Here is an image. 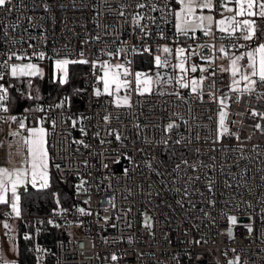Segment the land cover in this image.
Returning a JSON list of instances; mask_svg holds the SVG:
<instances>
[{
  "label": "built area",
  "instance_id": "obj_1",
  "mask_svg": "<svg viewBox=\"0 0 264 264\" xmlns=\"http://www.w3.org/2000/svg\"><path fill=\"white\" fill-rule=\"evenodd\" d=\"M137 2L149 0H11L0 7V61L11 51L24 50L29 55L43 51L51 60L59 56L91 61L109 58L102 51L124 47L134 69L137 53L132 48L148 46L157 55L160 46L177 43L194 50L197 44L235 49L231 41L200 32L196 40L174 39L172 24L165 23L171 17L163 12L149 13L156 23L145 22L150 35L144 36L132 24L135 13L147 12L136 8ZM156 3L163 8L169 0ZM121 10L124 16L118 15ZM159 29L165 38L159 36ZM257 42L264 40L253 45ZM203 56H213V51L200 49L194 57L202 61ZM220 59L217 52L205 74L202 99L188 89L156 90L143 96L133 92L130 108L115 107L107 95H93L100 74L91 64L85 82L72 93L73 103L63 107L36 100L17 111L11 98L23 86L11 77L0 81L14 85L6 101L9 110L0 112L1 120L15 129L18 122L11 116L48 123L53 174L76 187L72 205L64 206L55 194V206L45 215L6 217L10 209L1 211L0 233L6 232L4 221L11 231L15 222L21 225V235L31 237L25 240L32 243L39 264L44 255L39 235L49 220L65 233L55 244L56 264H228L237 256L239 264H264V131L254 127L257 122L264 126V119L250 111L264 112V85L239 96V102L237 93L224 94L229 97L226 124L239 139L235 135L217 139L221 105L209 93L222 96ZM106 115L109 121L104 120ZM170 123L175 126L168 129ZM113 131L120 140L110 134ZM169 147L189 148L191 155L166 166L160 150ZM82 180L85 191H78ZM78 208L90 214H81ZM144 215L149 216L151 227L143 226ZM229 217L236 222L231 224ZM113 254L116 261L111 259Z\"/></svg>",
  "mask_w": 264,
  "mask_h": 264
},
{
  "label": "snow or ice",
  "instance_id": "obj_2",
  "mask_svg": "<svg viewBox=\"0 0 264 264\" xmlns=\"http://www.w3.org/2000/svg\"><path fill=\"white\" fill-rule=\"evenodd\" d=\"M9 3H11V0H0V7H4ZM175 4L178 7L173 8L171 0H169V3L161 8L156 0H149L148 3L137 2L135 7L147 9V12H137L132 16L134 31L138 29L144 36H149L150 30L148 23L145 22L156 23V17L149 15V13L163 12L166 16L171 17V20L165 19V23L172 24L175 33L174 39L175 37H184L196 40L198 38L196 34L200 32L205 37L211 36L231 41V48H243L245 50L231 52L223 44L219 48L215 44H197L194 50L191 45L184 47L177 43L175 48L169 47L167 44L160 46L156 50L160 53L157 55L148 46H145L142 50L132 48L131 51L134 53L142 51L152 57L153 68L147 71H132L131 61L127 59L129 50L124 47L118 48L115 52L102 51V55L109 57L106 60L99 58L91 61L88 59L76 60L57 56L54 59V81L60 84L68 81L70 64H91L94 70L102 73L95 77L97 86L94 88L93 95L96 97L102 95L111 97V103L117 108H130L131 93L133 92L141 96L151 95L157 90L156 86L172 84L173 82L179 88L190 89L191 94L202 99L204 81L207 79L204 73L209 71V67L214 63L215 54L218 52L221 58L228 60V67L221 66V71L230 74L231 82L228 88L231 92L238 94L237 102H239V96L252 94L256 92L258 86L264 85V42H257L255 46H252L253 42L258 40L257 32L260 29L257 21L264 20V0H175ZM44 7L47 8L48 5H44ZM118 15L124 16L125 13L121 10ZM29 19L31 20V18ZM159 36L165 38L162 29H159ZM96 39L99 40L100 37L97 36ZM240 41H244V43H239ZM12 43L15 44L16 41H12ZM29 47H32V45H29ZM200 49H211L213 51V56L200 57L209 67H203L192 62L193 56H199ZM83 55L84 53L81 52L80 56L83 57ZM122 55L125 57L123 62L113 63V58L119 60ZM33 58L44 60L49 57L43 51H32L30 55L26 50L9 52L7 58L0 61V81H4L6 77H11L21 82L26 81L30 88L32 79L42 76V69L38 64L32 62ZM13 59L19 62L11 63L10 61ZM166 68L172 71L170 74H166L165 78H162L160 71H153V69ZM198 70L201 73L198 78L188 75L189 72L196 73ZM211 74L215 76V72ZM10 87H14V85L5 86L3 82H0V112L7 113L9 110L6 101L9 98ZM121 93L124 94L121 95ZM176 94L179 95L178 92ZM21 95L26 99L38 98L33 97L31 92H21ZM209 95L213 100L218 99L221 105V110L218 113L217 139L233 135L236 139H239V136L232 133L226 124L229 115L226 111L229 97L224 95L217 98L213 93H209ZM67 104L68 97H65L56 107H63ZM250 111L253 117L264 119V112H257L254 109ZM2 118L0 117V119ZM211 118L209 117V119ZM9 119L18 122L17 130L9 133V135L21 137V147L25 152V158L22 167L10 169L0 166V205L10 208L9 212L4 213L6 217H20L21 196L19 190L21 186L30 184L38 190L50 187L48 179L50 159L47 146L48 132L39 123L36 126L26 124V117L18 120L16 116H11ZM104 120L109 121L110 116L106 115ZM52 123L54 126L55 121H52ZM76 123L77 121H73L74 126ZM174 126V123H170L167 127L171 129ZM254 127L257 130L264 131V126L259 122L255 123ZM25 132L26 135H24ZM81 132L86 135L84 129H81ZM110 134L114 135L117 140L121 138L117 132L113 131ZM77 143L82 144L83 141H77ZM57 168H59V165H57ZM177 168H179V165H177ZM84 183L82 180L80 185L77 186L78 191H85L83 188ZM56 203L59 205V199H56ZM76 210L81 214H90L84 208ZM229 220L233 224L236 222L235 217H229ZM48 223L52 224L54 221L49 220ZM3 227L6 230L5 235L7 237L11 231V225L4 221ZM248 230L251 231V227ZM229 235H231V229H229ZM30 238V236H25V239ZM111 259L116 261L118 257L113 254ZM239 261L240 258L237 256L235 260H229L228 264H239ZM0 264H15V262L0 260Z\"/></svg>",
  "mask_w": 264,
  "mask_h": 264
},
{
  "label": "trees",
  "instance_id": "obj_3",
  "mask_svg": "<svg viewBox=\"0 0 264 264\" xmlns=\"http://www.w3.org/2000/svg\"><path fill=\"white\" fill-rule=\"evenodd\" d=\"M259 31L257 32L258 39H264V20L257 21ZM45 63L51 59H44ZM152 57L147 53H137L134 56L133 67L134 69H149L153 68L151 63ZM69 78L68 83H66L65 87L56 81H52L50 79L49 82L45 84L42 88V93L39 95L32 94L33 99H26L21 93L13 92L12 94V103L15 106L23 101H26L27 105L33 104L36 100L48 101L50 103H60L65 97H68V104L73 103L72 93L73 91L82 85L86 78V64H81L79 68H75L78 66L69 65ZM45 77V76H44ZM15 83L23 86V91L28 93L25 90V82H21L20 80L14 79ZM191 155V149L183 148V147H169L163 148L160 150V156L162 157L163 162L166 166H174L177 162L182 159L188 158ZM52 176L50 187L43 190H38L33 187H28L24 191H21L19 194L21 196L20 200V208L22 215H45L50 213L54 206V198L53 192L54 190L57 192V195L60 201L64 206H70L74 203L72 199V194L75 191L76 187L72 185L71 182L65 181V187H61L56 179ZM57 178V177H56ZM58 179V178H57ZM6 206L0 205V212L5 210ZM21 225H18V264H39L33 253L32 243L25 240L21 235ZM65 235L64 229L62 227H58L56 225H52L49 223L44 224L43 231L40 232L39 241L43 246V259L41 264H56L55 261V244L56 241Z\"/></svg>",
  "mask_w": 264,
  "mask_h": 264
},
{
  "label": "crops",
  "instance_id": "obj_4",
  "mask_svg": "<svg viewBox=\"0 0 264 264\" xmlns=\"http://www.w3.org/2000/svg\"><path fill=\"white\" fill-rule=\"evenodd\" d=\"M176 7H178V5L175 4V0H174V8H176ZM217 18H219V17H217ZM197 33H199V32H197ZM175 46L176 45L169 46V47L175 48ZM252 46H255V45H252ZM244 50L245 49L241 48V49H233L230 51L231 52H241ZM113 60H117V59L113 58ZM119 60L124 61V59L122 57H120ZM192 62L197 64V65L203 66V67H209V65L205 61L196 60L194 56L192 57ZM221 66H224L225 68L228 67V60L226 58L220 59V70H219V88L221 89L222 95L224 96V94L226 92L230 91L228 88V85L231 82V78H230V74L228 72H222L221 71ZM210 67H209V70H210ZM131 69L134 70L132 67H131ZM149 69H147V70H149ZM155 71H160L161 76L164 75L166 77V74H170L172 70L166 68V69H155ZM208 72L204 73V75L207 74ZM189 74L191 76L195 75L197 78L201 75L199 70L196 73L189 72L188 75ZM173 85H174V83H173ZM176 88L185 89V88H179L178 86ZM188 90H190V89H188ZM24 106H26V105H24ZM13 108L16 110L17 104L15 106L13 105ZM25 122L29 126H36V124L39 123L41 126L45 127L47 129V132H48V123H46L44 121H40V120H37L35 118H31V119L26 118ZM15 130H17V129L13 128L8 122L2 121L0 119V142H2V144H0V166L8 167L10 169L24 166L23 160L25 158V152L23 151V149L21 147L22 146L21 137H12L9 135V133H11ZM26 134L27 133L25 132L24 135H26ZM47 146H48V135H47ZM48 154H49V148H48ZM52 176H53V171H52L51 163H50V159H49V169H48L49 184L51 183ZM28 187H32V186L30 184L29 185H22L21 189L19 190V193L21 191H24ZM8 208L9 207L6 206L3 209L7 210ZM18 225L19 224H17L16 222L13 225V227H15L17 230V234H16V245H17V261L16 262H17V264H18V243H17ZM10 233H8L7 237L10 236ZM7 237L5 234L0 233V239L2 238L4 240H6Z\"/></svg>",
  "mask_w": 264,
  "mask_h": 264
},
{
  "label": "rangeland",
  "instance_id": "obj_5",
  "mask_svg": "<svg viewBox=\"0 0 264 264\" xmlns=\"http://www.w3.org/2000/svg\"><path fill=\"white\" fill-rule=\"evenodd\" d=\"M262 40H264V39H262ZM106 59H109V58H106V57L101 58V60H106ZM44 61L45 60H41L40 62H37V61L32 60L33 63L38 64L40 66V68L42 69V76L33 78L30 88L28 87L27 82L25 81V90L27 92H31V94L39 95L40 93H42L41 91H42L43 86H45V84L47 82H49L50 79H52V81H54V78H53V76H54V59H52L50 61L48 60L46 63ZM116 62H123V61L122 60H113V63H116ZM70 65L78 66L75 68H79L81 64L77 63V64H70ZM86 65H87V67L85 68V70H86V74H87L88 64H86ZM69 71H70V66H69ZM134 71H147V69H137L136 68V69H134ZM153 71H155V69H153ZM98 72L100 75L102 74L100 71H98ZM189 76H191V75L189 74ZM192 76L196 77L195 75H192ZM162 78H165V76L162 75ZM66 83H68V81ZM66 83L61 84L62 87H65ZM173 83H174V85H173ZM173 83L172 84L158 85V86H156V88L160 91H173L175 89H178V88H176L177 85L175 84V82H173ZM123 94L124 93H121V95H123ZM222 96H220V97H222ZM220 110H221V108H220ZM219 111H218V113H219ZM54 177L56 179V182H58V184H60L61 187L64 188L65 187V181L57 179L56 176H54ZM56 191L54 190L53 195L57 194ZM53 198H55V197L53 196ZM60 200H61V198H60ZM61 203H62V201H61ZM230 223H231V221H230ZM52 225H54V224H52ZM143 226L151 227V220H150L148 215H144ZM16 234H17L16 228L12 227V232L10 233V236H9L10 238L7 237L6 240H4L2 238L0 239V260L8 261V262H15V264H17V262H16L17 261Z\"/></svg>",
  "mask_w": 264,
  "mask_h": 264
},
{
  "label": "water",
  "instance_id": "obj_6",
  "mask_svg": "<svg viewBox=\"0 0 264 264\" xmlns=\"http://www.w3.org/2000/svg\"><path fill=\"white\" fill-rule=\"evenodd\" d=\"M25 104H26V101H23L22 103H19V104L17 105L16 110H17V111L21 110L22 107H23Z\"/></svg>",
  "mask_w": 264,
  "mask_h": 264
}]
</instances>
